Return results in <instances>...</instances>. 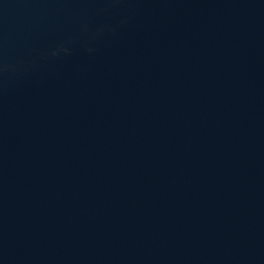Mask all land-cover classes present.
<instances>
[{"label":"water","instance_id":"water-1","mask_svg":"<svg viewBox=\"0 0 264 264\" xmlns=\"http://www.w3.org/2000/svg\"><path fill=\"white\" fill-rule=\"evenodd\" d=\"M0 264H264V0H0Z\"/></svg>","mask_w":264,"mask_h":264}]
</instances>
